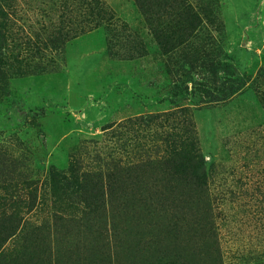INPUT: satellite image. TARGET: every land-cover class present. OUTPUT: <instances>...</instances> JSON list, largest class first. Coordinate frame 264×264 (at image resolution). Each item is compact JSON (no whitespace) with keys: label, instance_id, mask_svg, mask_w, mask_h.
Segmentation results:
<instances>
[{"label":"rangeland","instance_id":"374dc122","mask_svg":"<svg viewBox=\"0 0 264 264\" xmlns=\"http://www.w3.org/2000/svg\"><path fill=\"white\" fill-rule=\"evenodd\" d=\"M102 1L118 16L117 0ZM190 1L221 19L223 28L207 25V42L229 55L234 73L251 76L225 103L188 101L208 201L159 171L131 169L117 184L97 177L106 125L184 104L143 17L129 25L118 16L144 41L145 57L110 64L90 54L69 66L65 48L41 45L56 71L12 78L0 92V184L19 183L18 213L0 225V264H264V105L253 87L264 66V0ZM4 3L15 44L45 40L66 9L61 0ZM73 154L82 183L69 170Z\"/></svg>","mask_w":264,"mask_h":264},{"label":"trees","instance_id":"16d2710c","mask_svg":"<svg viewBox=\"0 0 264 264\" xmlns=\"http://www.w3.org/2000/svg\"><path fill=\"white\" fill-rule=\"evenodd\" d=\"M61 1L60 6L66 9L58 15V24L51 27L45 40L25 35L15 44L19 31L14 30L15 23L5 9V0H0V92L12 78L56 71L53 61L45 64L41 60V45L44 49H64L70 40L102 26L107 32V50L112 58L132 60L147 54L141 37L102 0ZM133 1L160 48L174 96L183 97L184 104L165 112L142 114L106 125L102 129L101 143L96 142L102 145L97 152V177L117 184L122 173L131 169L159 171L172 176L176 183L199 188L203 199L208 201L203 188L206 182L203 155L188 101L197 107L225 103L243 90L251 76L234 73L228 63L229 55L207 42V38H213L207 25L213 19L219 23L218 28H223V24L220 18L212 16L204 2L194 5L190 0ZM120 38L122 42L126 38L127 42H123L124 47L119 50L114 41ZM33 51H37L38 56L33 55ZM36 58L40 60L37 62ZM253 87L264 105V66L253 80ZM79 148L80 153H88L82 150L86 146ZM74 157L73 154L69 170L74 183H82L86 174L77 175L80 169L77 170ZM17 185L14 179L0 184V225L4 218L13 219L14 211L18 213ZM3 241L5 238L0 239V247Z\"/></svg>","mask_w":264,"mask_h":264},{"label":"crops","instance_id":"0c3cea01","mask_svg":"<svg viewBox=\"0 0 264 264\" xmlns=\"http://www.w3.org/2000/svg\"><path fill=\"white\" fill-rule=\"evenodd\" d=\"M123 1H127L126 4H122ZM112 3L116 4V6L113 4L114 8H112L117 12L118 16L125 20L129 25L134 24V22L136 21H140V18L142 16L133 0H117L113 1ZM96 36L100 38V43L94 46L90 44V42ZM151 40L154 41V39ZM154 44L160 50L159 46L155 41ZM64 54L66 56L69 66H71V64L74 63L76 60L83 61L85 58L89 57L90 54L93 57H95V55L98 56L101 60H108L110 64L123 63L124 61L128 63L140 60V57L132 60H113L112 58L110 59L107 51L106 34L103 28L101 27L93 31L87 32L81 36H78L68 42L65 46ZM145 56L146 55L142 57Z\"/></svg>","mask_w":264,"mask_h":264}]
</instances>
